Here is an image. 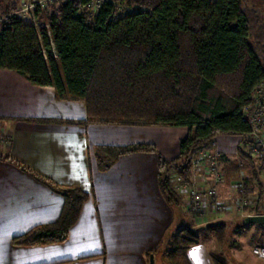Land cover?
<instances>
[{"label": "trees", "instance_id": "16d2710c", "mask_svg": "<svg viewBox=\"0 0 264 264\" xmlns=\"http://www.w3.org/2000/svg\"><path fill=\"white\" fill-rule=\"evenodd\" d=\"M86 0H57L34 12L36 24L16 14V0H1L7 18L0 23V68L13 70L37 86H52L58 100H79L90 122L120 125H168L187 128L178 155H158V185L166 201L180 198L170 182L173 169L191 176V159L218 135L243 136L250 125L242 110L264 82V63L252 46L253 12L240 0H106L97 10ZM134 8L133 11H125ZM120 10L123 13H120ZM134 152H156L153 143L101 145L99 170ZM237 155L250 169L239 193H257L264 202L262 168L247 153ZM31 172L64 199L58 219L32 227L13 238L21 245L66 240L89 194L79 187H61ZM253 183V185H252ZM223 244L226 225L199 231ZM201 242L196 231L182 227L167 242L168 264H191L190 246ZM214 264H224L210 253Z\"/></svg>", "mask_w": 264, "mask_h": 264}, {"label": "crops", "instance_id": "0c3cea01", "mask_svg": "<svg viewBox=\"0 0 264 264\" xmlns=\"http://www.w3.org/2000/svg\"><path fill=\"white\" fill-rule=\"evenodd\" d=\"M0 264H165L161 249L183 227L176 205L166 201L158 185V155H178L187 128L90 122L79 100H58L52 86H37L27 77L0 68ZM233 136V135H231ZM218 135L215 148L227 176L238 137ZM153 143L156 152H134L99 170L101 145ZM61 187L89 194L65 241L44 245L13 242L32 227L58 219L64 199L31 172ZM236 163V162H235ZM230 197L226 184L216 188ZM165 251V250H164ZM191 264H214L208 246H190Z\"/></svg>", "mask_w": 264, "mask_h": 264}, {"label": "rangeland", "instance_id": "374dc122", "mask_svg": "<svg viewBox=\"0 0 264 264\" xmlns=\"http://www.w3.org/2000/svg\"><path fill=\"white\" fill-rule=\"evenodd\" d=\"M240 1L243 7L250 9L254 13V20L250 22V31L252 34L250 42L258 52L261 62L264 63V0ZM53 3L54 2L51 4ZM130 9L132 10L134 8ZM125 11H128V8H126ZM121 12L123 13L122 10H120V13ZM34 21L36 24V18H34ZM239 142L240 136L237 139L236 151L234 153L237 158L235 161L236 163L229 161L227 176L224 175V180L220 183L226 184L231 193V196L228 198L226 197V199H220L217 196L222 203L220 210H212L208 203L209 201H207V208L204 213L196 214L190 211L186 206L189 200L188 196L185 193L177 191L175 188L176 183L173 182L175 172L173 169L170 170V182L180 198V203L175 206L178 214L176 220L185 219V223H182L183 227L196 231L201 242L208 246L209 252H213L216 256H220V259L223 260L224 264H264V259L256 257L253 253L255 247H264V224L243 223V218L245 216L257 214L256 210L258 203L256 192L250 193L245 198L241 197L239 193L240 187H238V183H242L243 188L251 185L246 183V180L250 178L251 175L250 169L244 161H241L238 158L237 155V148L240 149ZM240 150L247 153L251 158L258 162L251 153L246 151L247 149L241 148ZM257 164L260 165L259 162ZM191 171L189 179L191 180L193 175L197 176L198 191H204L206 187L211 185L212 179L208 177L209 173L206 172L204 167L201 168L199 166L196 169L191 168ZM261 178L264 180V173H261ZM218 185H216V188ZM261 207V213L259 214H264V202H262ZM218 223L226 225L227 236L223 244H218L213 236L202 237V234L199 232L200 229L205 228L207 225ZM166 247L167 245L165 244L161 249V253L164 252ZM165 264H168L167 260Z\"/></svg>", "mask_w": 264, "mask_h": 264}, {"label": "built area", "instance_id": "2783aa9c", "mask_svg": "<svg viewBox=\"0 0 264 264\" xmlns=\"http://www.w3.org/2000/svg\"><path fill=\"white\" fill-rule=\"evenodd\" d=\"M17 16L26 23L35 24L34 12L38 8H43L57 0H16ZM106 0H86L83 7L91 11L97 10L98 7ZM129 11H133L128 8ZM7 18L3 12L0 0V23ZM252 101L246 105L243 110V118L250 125V131L240 136V149H247L255 159L259 162L262 173H264V82H262L254 91ZM8 142L4 134L0 133V144ZM215 140L206 146L197 150L191 159V168L204 167L208 172V177L212 179L211 185L206 187L204 191H198L197 176L193 175L190 179H185L181 175L175 173L173 182L176 183L175 188L178 192L185 193L188 196L187 208L196 214H202L207 208V201L212 210H220L221 201L217 198L216 185L224 180V174L221 169V162L225 158V154L215 148ZM198 175V174H197ZM199 177V175H198ZM172 181V179H171ZM240 190H243V184L238 183ZM253 253L256 257L264 259V247H255Z\"/></svg>", "mask_w": 264, "mask_h": 264}, {"label": "water", "instance_id": "95a60500", "mask_svg": "<svg viewBox=\"0 0 264 264\" xmlns=\"http://www.w3.org/2000/svg\"><path fill=\"white\" fill-rule=\"evenodd\" d=\"M243 223H258L264 224V214H252L243 218Z\"/></svg>", "mask_w": 264, "mask_h": 264}]
</instances>
